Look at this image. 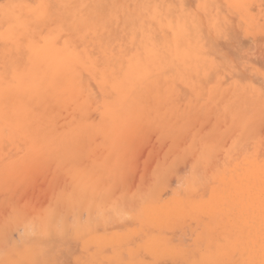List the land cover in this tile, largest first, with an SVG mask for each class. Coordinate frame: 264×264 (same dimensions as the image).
<instances>
[{"label": "rangeland", "instance_id": "obj_1", "mask_svg": "<svg viewBox=\"0 0 264 264\" xmlns=\"http://www.w3.org/2000/svg\"><path fill=\"white\" fill-rule=\"evenodd\" d=\"M2 110L0 264H264V0H0Z\"/></svg>", "mask_w": 264, "mask_h": 264}, {"label": "bare ground", "instance_id": "obj_2", "mask_svg": "<svg viewBox=\"0 0 264 264\" xmlns=\"http://www.w3.org/2000/svg\"><path fill=\"white\" fill-rule=\"evenodd\" d=\"M15 10H16V9H15ZM33 16H34V15H33ZM155 24H156V23H155ZM205 27H206V26H205ZM206 28H207V27H206ZM165 31H166V30H165ZM166 32H167V31H166ZM163 33H164V32H163ZM166 34H168V33H166ZM160 37H161V36H160ZM165 37H166V36H165ZM162 38H163V36H162ZM207 38H209V37H207ZM216 38H217V37H216ZM166 39H167V38H166ZM166 39H165V40H166ZM180 42H181V41H180ZM161 46H162V45H161ZM172 48H173V45H172ZM134 49H135V48H134ZM210 49H211V48H210ZM135 50H136V49H135ZM165 50H166V49H165ZM208 50H209V49H208ZM137 51H138V50H137ZM216 52H217V51H216ZM166 53H167V55H168V52H166ZM202 53H203V52H202ZM209 54H210V53H209ZM211 54H212V53H211ZM209 56H211V55H209ZM200 59H201V58H200ZM135 60H137V58H136ZM134 63H135V62H134ZM132 65H133V64H132ZM132 65H131V66H132ZM177 65H178V64H177ZM164 66H165V65H164ZM132 67H133V66H132ZM134 67H136V66H134ZM171 68H172V67H171ZM190 68H191V67H190ZM173 69H174V68H173ZM135 70H136V69L134 68V71H135ZM169 70H170V67H169V69H166V70H162V71H160L161 73H160L159 75L166 74L165 71H169ZM199 70H200V68H199ZM163 71H164V72H163ZM172 71H174V70H172ZM99 72H100V73H99ZM99 72H98V68H95V70H93V76H94V78L98 80L99 77H102V78H104V80H103V79H101V80L104 81V83H106V82H107V80H106V79H107L106 74L104 73V77H103L102 72H101V71H99ZM170 72H171V70H170ZM66 73H67V74H66V77H65V78H64V76H65L64 74H63L64 76H62L64 80H65L66 78H68V77H69V78L71 77L70 79H71V80L73 79V81H75V79L72 78V76H70V75H72V74L69 73L70 75H68V72H66ZM84 74H85V73H84ZM157 74H158V73H157ZM157 74H156V75H157ZM167 74H168V73H167ZM175 74H176V73H175ZM184 74H185V73H184ZM67 75H68V76H67ZM153 75H154V74H153ZM153 75H152V76H153ZM176 75H177V74H176ZM157 76H158V75H157ZM178 76H179V75H178ZM178 76H177V77H178ZM199 76H200V75H199ZM209 76H210V75H209ZM209 76H208V78H209ZM212 76H213V74H212ZM49 77H50V74L47 76V78H49ZM60 78H61V77H59V79H60ZM69 78H68V79H69ZM75 78H76V76H75ZM150 78H151V77H150ZM160 78H161V77H159V76H158V79L156 78L158 83H160V82H159V79H160ZM174 78H176V76H175ZM55 79H57V78H55ZM59 79H57V80H59ZM76 79H77V78H76ZM90 79H91V78H90ZM166 79H167V78H166ZM212 79H213V78H212ZM50 80H51V78L49 79V82H51ZM66 80H67V79H66ZM82 80H83V79H82ZM82 80L77 81L78 83H75V85H78V84H79V85H83V83H82L83 81H82ZM162 80H163V79H162ZM168 80H170V79L168 78ZM205 80H206V79H205ZM32 81H33V80H32ZM45 81L47 82L48 79L44 80V82H45ZM54 81H55V80H54ZM73 81H72V82H73ZM163 81H165V80H163ZM163 81H161V83H162ZM174 81H176V80H174ZM210 81H211V80H210ZM219 81H220V80H219ZM44 82L42 83V82H40V81H35V80H34V81L32 82L31 87H30L31 95H34L35 98L37 97V98H36V99H37V101H36L37 103H36V104H37V105L40 104L39 106H42V104H43V106L41 107L40 110H42V113H44V114L40 113L39 108H38V110H33V109H35V108H33V106H32L33 109H31V108H29L28 106H26V107H22L21 110L19 111V113L24 112L25 115L28 114V113H29V114L31 113V115L33 114L34 117H36L39 113L42 114L43 117L40 115L41 117L39 116L38 118H36V119H38L39 122H40V119L43 120V121H44L45 118H46V121L49 119V118H47V115H48V117H50L51 114H50V113H47V112H48V106H49V105H55V103L57 104V100H56V99L58 98L57 93H54V92L52 91L54 94L57 95V96H54V94L51 92V90L49 89V87H47V89H46V87H45L46 84H45ZM49 82H48V83H49ZM58 82H61V80H59ZM58 82L55 83V84L57 85V88H56V86H55L56 89L61 88L62 86L64 87V86H66V85H64V84L69 83V81H64L65 83H62V82H63V81H62V82H61V83L63 84V85H62L61 83H58ZM66 82H67V83H66ZM152 82H153V81H152ZM52 83H54V82L52 81ZM182 83H183V82H182ZM207 83H208V82H207ZM55 84H53V86H54ZM60 84H61V85H60ZM152 84H153V83H152ZM180 84H181V83H180ZM58 85H59V86H58ZM175 85H176V84H175ZM194 85H195V84H194ZM51 86H52V84H51ZM51 86H50V87H51ZM70 86H71V85H70ZM150 86H151V85H150ZM68 87H69V86H68ZM71 87H72V86H71ZM76 87H77V86H76ZM174 87H175V86H174ZM178 87H179V85H178ZM178 87H177V88H178ZM189 87H190V86H189ZM202 87H203V86H202ZM204 87H205V85H204ZM213 87H214V86H213ZM51 88H52V87H51ZM77 88H78V87H77ZM150 88H151V87H150ZM154 88H155V87H154ZM190 88H191V87H190ZM68 89H70V91H71V89H73V88H70V87H69ZM160 89H161V87H160ZM199 89H201V87H200ZM205 89H206V88H205ZM46 90H47V92H48L47 95H46V92H44V91H46ZM49 90H50V91H49ZM59 90H60V89H59ZM59 90H58L57 92H61V91H62V89H61L60 91H59ZM6 91H7V90H5L4 92H6ZM165 91H166V90H165ZM50 92H51L52 94H49ZM167 92H168V91H167ZM202 92H203V90H202ZM215 92H216V91H215ZM61 93L63 94V92H61ZM199 93H200V92H199ZM199 93H198V94H199ZM203 93H204V92H203ZM205 93H206V92H205ZM211 93H212V92H211ZM3 94H4V93H3ZM25 94H26V91H25ZM48 94H49V96L51 95L52 97H55L54 99H55L56 101L53 100V102H50V103H54V102H55L54 104H50V103H49V100H47V98H49ZM58 94H60V93H58ZM162 94H163V93H162ZM162 94H161V95H162ZM4 95H5V94H4ZM14 95H15V94H14ZM165 95H166V93H165ZM174 95H175V92H174ZM180 95H181V94H180ZM180 95H179V96H180ZM200 95H201V94H200ZM213 95H215V93L212 94V96H213ZM241 95H242V94H241ZM11 96H13V95H11ZM198 96H199V95H198ZM59 97H60V96H59ZM146 97H147V96H146ZM149 97H150V96H149ZM168 97H169V96H168ZM245 97H246V96H245ZM10 98H11V97H10ZM22 98H23V97H22ZM61 98H62V97H61ZM61 98H59L58 102L61 100ZM155 98H156V97H155ZM177 98H178V97H177ZM191 98H192V97H191ZM49 99H50V101L52 100L51 97H50ZM170 99H172V98H170ZM32 100H34V98H33ZM32 100H31V101H32ZM65 100H66V99H65ZM179 100H180V99H179ZM191 100H192V99H191ZM8 101H9V100H8ZM34 101H35V100H34ZM154 101H156V100H154ZM170 101H171V100H170ZM173 101H174V100H173ZM188 101H189V100H188ZM10 102H11V101H10ZM47 102L49 103V105H48ZM60 102H61V101H60ZM60 102H59V103H60ZM176 102H177V101H176ZM238 102H239V101H238ZM238 102L235 103V104H238ZM16 103H17V102H16ZM34 103H35V102H34ZM45 103H46V105H48V106H46L47 108L44 106ZM61 103H62V105L60 104V105H59L60 107L64 105V104H63L64 101H62ZM67 103H68V101H67ZM153 103H154V102H153ZM239 103H240V102H239ZM32 104H33V103H32ZM36 104H35V105H36ZM65 104H66V103H65ZM79 104H80V103H79ZM158 104H159V103H158ZM165 104H166V103H165ZM14 105H15V104H14ZM150 105H151V104H150ZM172 105H173V104H172ZM176 105H177V104H176ZM59 106H57V107L53 106V110H52V108H51L52 106L49 108V110L54 111V112L52 113V115H53L54 117H55L54 114H56V115L60 114L61 117L64 116V113H63V115H62L61 112L58 113V110H54V107H55L56 109H59ZM71 106H72V105H71ZM179 106H180V105H179ZM67 107H68V106H67ZM171 107H172V106H171ZM135 108H136V107H135ZM161 108H162V107H161ZM43 109H44V110H43ZM45 109H47V112L45 111ZM64 109H65V107H64ZM136 109H137V108H136ZM62 110H63V109L60 108V111H62ZM160 110H161V109H160ZM173 110H174V108H173ZM44 111H45V112H44ZM55 111H57V112L55 113ZM107 111H108V110H107ZM133 111H134V110H133ZM8 112H9V111H8ZM46 113H47V114H46ZM57 113H58V114H57ZM71 113H72V112H71ZM2 114H3V117H5V119H4V121L2 122L3 118H2V119L0 118V120H1L0 122H1L2 125H4L5 120H6L9 116H8V113H7L6 111H4V110H2ZM67 114H68V112H67ZM67 114H66V115H67ZM18 115H19V114H18ZM31 115H30V117H31ZM44 116H45V118H44ZM53 116H52V120L54 119ZM135 116H136V115H135ZM61 117H60V119H61ZM88 117H89V116H88ZM28 118H29V117H28ZM39 118H40V119H39ZM42 118H44V119H42ZM55 118H56V117H55ZM58 118H59V116H58ZM58 118H57V119H58ZM64 118H65V117H64ZM64 118H63V119H64ZM75 118H76V117H75ZM77 118H78V117H77ZM134 118H135V117H134ZM29 119H30V118H29ZM33 119H34V118H33ZM50 119H51V117H50ZM50 119H49V121H50ZM60 119H58V120H60ZM82 119H83V118H82ZM19 120H20V118H19ZM52 120H51V121H52ZM65 120H66V119H65ZM72 120H73V119H72ZM34 121H37V120H34ZM38 121H37V122H38ZM43 121H41V122H43ZM46 121H45V122H46ZM54 121H57V120L54 119ZM54 121H52V122H54ZM75 121H76V120H75ZM75 121H74V122H75ZM131 121H132V120H131ZM242 121H244V118H243ZM6 122H7V120H6ZM6 122H5V123H6ZM13 122H14V120H13ZM22 122H24V121H22ZM32 122H33V120L31 121V125L33 124ZM45 122H44V123H45ZM66 122H67V124H68L69 120H66L65 123H66ZM76 122L78 123V121H76ZM76 122H75V123H76ZM44 123H43V124H44ZM55 123H56L55 126H58V125H57V122H54V124H55ZM63 123H64V121H63ZM65 123H64V124H65ZM69 123H70V122H69ZM71 123H73V122H71ZM77 123H76V124H77ZM104 123H105V121H104ZM1 124H0V126H1ZM23 124H24V127H25V128H26L27 126L30 127V126H29L30 124H26V122L23 123ZM50 124H52V123H50ZM58 124H59L60 126L62 125V123H60V121H59ZM64 124H63V125H64ZM145 124H146V123H145ZM5 125H7V123H6ZM8 125H9V124H8ZM15 125H16V124H14V126H15ZM20 125H21V124H20ZM35 125H37V128H39V130L36 128V132H37V131H40V128L43 127L41 123H40L39 126H38V123H37V124H33L34 127H35ZM47 125H48V123H47ZM47 125H46V123L44 124V127H45V128H44V127H43V128H44L45 130H42V129H41L42 132H44V131L47 132L48 130L50 131V129H51L50 126H52L53 124L49 126L50 128H49L48 130H47L48 127H46ZM63 125H62V127H63ZM77 125H80V122H79ZM77 125H76V126H77ZM81 125H82V124H81ZM101 125H102V124H101ZM143 125H144V124H143ZM9 126H10V125H9ZM69 126H71V125H69ZM69 126H68V127H69ZM89 126H90V125H89ZM93 126H95V125H93ZM93 126H90V127L87 126V127L90 128V129H94V130L97 128V130H98L97 125H96L95 128H91V127H93ZM4 127H5V126H4ZM11 127H12V126H11ZM24 127H23V128H22V127L20 128V126L18 125V126H17V130H18V131H19V130H20V131H23V130L26 131V129H25ZM52 127H53V126H52ZM65 127L67 128V125H66ZM65 127H63L64 129H62V128H61V129H62L63 131L66 130V131H68V132H71V129H70V128H69V129H66ZM74 127H75V126H73V129H72V130H75V131H73V132L75 133V132L77 131V129L74 128ZM87 127H86V128H87ZM2 128H3V127H2ZM15 128H16V127H15ZM18 128H19V129H18ZM54 128H55V127H54ZM56 128H57V127H56ZM129 128H130V127H129ZM3 129H6V127L3 128ZM11 129H13V128H11ZM59 129H60V127H59ZM6 130H7V129H6ZM33 130H34V129H32L31 132H32ZM54 130H55V129H54ZM62 130H61V132H62ZM78 130H79V129H78ZM81 130H82V129H81ZM127 130H128V129H127ZM14 131H16V130H14ZM20 131H19V132H20ZM41 131H40V132H41ZM56 131H57V133H58V128H57ZM0 132H1V131H0ZM4 132H5V130H4ZM36 132H35V135H37ZM59 132H60V131H59ZM61 132L58 133V134L61 135ZM37 133H38V132H37ZM51 133H52V132H51ZM54 133H55V132H54ZM62 133H64V132H62ZM74 133H73V134H74ZM80 133H81V132H80ZM86 133H87V131H86ZM92 133H93V132H92ZM5 134H6V133H4V135H5ZM31 134H33V133H31ZM38 134H39V133H38ZM42 134H44V133H40L38 136H41V137H42ZM45 134H46V133H45ZM69 134L71 135L72 132L69 133ZM73 134H72V135H73ZM51 135H52V134H50V137L55 136V134L52 135V136H51ZM72 135L70 136V139H69V140H71V138L75 137V135H73V137H72ZM77 135H78V134H77ZM77 135H76V136H77ZM80 135H81V134H80ZM80 135H78V136H80ZM84 135H86V134H84ZM88 135H89V133H88ZM1 136H2V135H1ZM19 136H21V135H19ZM24 136H25V135H24ZM32 136H33V135H32ZM44 136H45V135H44ZM61 136H64V138H65V134H64V135L62 134ZM109 136H110V135H109ZM3 137H4V136H3ZM46 137H47V136H45V139H44V140L52 139V138L47 139ZM58 138H60V136H59V137H55L56 140H57ZM64 138H63V139H64ZM76 138H77V137H76ZM76 138H75V139H76ZM36 139H37V138H36ZM61 139H62V138H61ZM63 139H62V140H63ZM75 139H74V141H75ZM106 139H107V138H106ZM52 140H53V141H52ZM52 140H50V141L53 142V143H51V145H53V144L56 142L54 139H52ZM72 140H73V139H72ZM80 140H81V139H80ZM3 141H4V140H3ZM34 141H35V140H34ZM54 141H55V142H54ZM60 141H61V140H59V142H58L59 144H60ZM66 141H67V140H66ZM5 142H6V141H5ZM40 142H41V141H40ZM77 142H78V141H77ZM89 142H90V141H89ZM91 142H92V141H91ZM32 143H34V142H32ZM32 143H31V144H32ZM46 143H47V142H46ZM71 143H72V142H71ZM48 144H49V146H51L50 143H48ZM59 144H58V145H59ZM66 144H67V143H66ZM72 144H73V143H72ZM0 145H1V144H0ZM68 145H69V144H68ZM84 145H86V144H84ZM84 145H83V146H84ZM90 145H91V144H90ZM95 145H96V143H95ZM7 146H9V144H8ZM70 146H71V145H70ZM74 146H75V145H74ZM65 147H66V146H65ZM87 147L89 148V145H88ZM32 148H33V147H32ZM57 148H58V147H57ZM88 148H87V150H88ZM2 149H3V148H2ZM30 149H31V148H30ZM59 149H60V148H59ZM69 149H70V148H69ZM75 149H76V148H75ZM81 149H82V148H81ZM81 149H80V151H81ZM27 150H28V149H27ZM67 150H68V149H67ZM87 150H86V153H87ZM56 151H57V150H56ZM82 151H83V150H82ZM92 151H93V150H92ZM23 152H24V151H23ZM51 152H52V151H51ZM65 152H66V151H65ZM44 153H45V152H44ZM78 153H79V152H78ZM86 153H85V154H86ZM94 153H95V152H94ZM20 154H21V153H20ZM48 155H49V153H48ZM76 155H77V154H76ZM88 155H90V154H88ZM88 155H87V156H88ZM92 155H94V154H92ZM83 156H85V155H83ZM39 158H40V156H39ZM49 158H50V157H49ZM57 158H58V157H57ZM84 159H85V158H84ZM89 159H90V158H89ZM47 160H48V159H47ZM54 160H56V159H53V161H54ZM60 160H61V159H60ZM82 160H83V159H82ZM86 160H87V159H86ZM57 161H59V160H57ZM63 161H64V160H63ZM90 161H92V160H90ZM90 161H89V163H90ZM65 162H66V161H65ZM65 162H64V163H65ZM71 162H72V160H71ZM83 162H84V161H83ZM4 164H5V163H4ZM59 164H60V163H59ZM5 166H6V165H5ZM4 168H5V167H4ZM9 168H10V166H9ZM14 168H15V167H14ZM19 168H20V167H19ZM21 168H22V166H21ZM57 168H58V167H57ZM7 169H8V168H7ZM11 169H12V168H11ZM11 169H10V170H11ZM12 170L14 171V169H12ZM18 170H19V169H18ZM62 171H63V170H62ZM70 171H71V170H70ZM2 172H3V170H2ZM60 172H61V171H60ZM62 173H63V172H62ZM64 174H66V173H64ZM61 175H62V174H61ZM81 186H82V185H81ZM68 187H69V186H68ZM84 189H85V188H81V189H80V196H79V199L82 198V197H84V199L86 198V196L83 195V193H84L83 190H84ZM66 190H67V188H66ZM62 193H63V192H62ZM65 194H66V193H65ZM126 194H127V193H126ZM62 196H63V195H62ZM63 197H64V196H63ZM59 199H60V197H59ZM64 199H65V198H64ZM64 199H63V200H64ZM81 200H82V203H80V206H83V205L85 206L84 203H85V200H86V199H85V200L81 199ZM58 201H59V200H58ZM83 201H84V203H83ZM105 201H106V200H105ZM63 202H64V201H63ZM80 202H81V201H80ZM82 204H83V205H82ZM94 204H95V203H94ZM63 205H64V204H63ZM57 206H58V205H57ZM80 209H81V208H80ZM91 212H92V211H91ZM91 216H92V215H91ZM53 217H56V216H53ZM50 219H52V217H49V220H48V219L46 220V225H47V227L45 228V231L48 232L49 235H51V234L53 233V232H52L53 229H54L55 226H57V224H58V221H57V220L55 221L54 218H53V219H54L55 222L53 221V219H52V220H50ZM56 219H57V218H56ZM93 219H94V218H93ZM89 220H90V218L88 219V221H89ZM91 222H92V221H91ZM82 223H83V224H82ZM82 223L79 225V229L82 228V227L84 228V227L87 226V223H86V222H82ZM67 224H68V221H67V220H64L63 223H62V225H63L64 227H67ZM89 224H90V222H89ZM113 224H114V223H113ZM69 225H70V224H69ZM127 225H128V224H127ZM112 227H113V226H112ZM33 228H34V227H33ZM63 229H64V228H63ZM32 230H33V229H32V226H30V227L27 229V234H30V232L32 233ZM80 230H81V229H80ZM80 230H79V231H80ZM36 232H37V231H36ZM92 232H93V231H92ZM36 234H37V233H36ZM53 234H54V233H53ZM66 234H68V233H66ZM66 234H65V235H66ZM51 236H53V235H51ZM36 237H37V236H36ZM36 237H33V238H35V239H33V238H32V239H33V240H36V239H37ZM40 237H41V236H40ZM41 238H42V237H41ZM49 238H50V237H49ZM49 238H48V239H49ZM51 238H52V237H51ZM55 238H56V237H55ZM55 238H54V239H55ZM30 239H31V238H30ZM38 239H39V238H38ZM38 239H37L36 241H38ZM28 240H29V239H28ZM41 240H42V239H40V243H41L42 241H43V243H45L44 240H42V241H41ZM38 244H39V242H38ZM40 245H41V244H40ZM7 252H8V250H7ZM20 252H21V251H20ZM31 253H32V252H31ZM38 254H39V253H38ZM45 254H46V253H45ZM34 260H35V259H34Z\"/></svg>", "mask_w": 264, "mask_h": 264}]
</instances>
